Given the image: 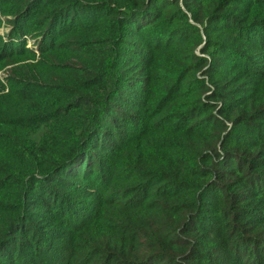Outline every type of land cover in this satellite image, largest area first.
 <instances>
[{
    "label": "trees",
    "instance_id": "obj_1",
    "mask_svg": "<svg viewBox=\"0 0 264 264\" xmlns=\"http://www.w3.org/2000/svg\"><path fill=\"white\" fill-rule=\"evenodd\" d=\"M4 28L0 264H264V0H0Z\"/></svg>",
    "mask_w": 264,
    "mask_h": 264
},
{
    "label": "rangeland",
    "instance_id": "obj_2",
    "mask_svg": "<svg viewBox=\"0 0 264 264\" xmlns=\"http://www.w3.org/2000/svg\"><path fill=\"white\" fill-rule=\"evenodd\" d=\"M5 32H7V30H6L5 28L0 30V34H3V33H5ZM27 46H31V42L28 41V42H27ZM6 74H7V73L2 72V73L0 74V75H1V78L5 77Z\"/></svg>",
    "mask_w": 264,
    "mask_h": 264
}]
</instances>
